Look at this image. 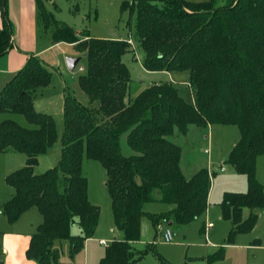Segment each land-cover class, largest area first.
Wrapping results in <instances>:
<instances>
[{"label":"trees","instance_id":"16d2710c","mask_svg":"<svg viewBox=\"0 0 264 264\" xmlns=\"http://www.w3.org/2000/svg\"><path fill=\"white\" fill-rule=\"evenodd\" d=\"M7 1L0 0V56L13 40ZM38 3L45 27L54 24L53 41L72 43L86 55L87 71L79 82L89 103L65 94L62 155L57 165L37 172L39 156L58 137L54 117L34 107L36 89L50 82L52 72L43 58L31 53L0 90V113H22L30 123L0 121V151L27 155L25 164L6 176L12 195L1 212L11 223L33 206L43 215L27 257L39 264H61L56 240H68L73 257L94 235L100 208L88 196L84 155L106 169L118 232L98 264H137L143 254L155 251L154 243L141 250L134 246L141 237L146 202L173 206L150 213L155 225L188 224L202 215L208 206L210 172L201 167L187 177L180 165L181 146L172 139L177 132L186 134L191 125L203 129L211 124L238 125L240 137L225 162L247 175L248 189L225 191L220 205L232 224L228 243L236 234L250 231L257 216L243 218L244 209L264 208V184L256 175L257 158L264 155V0H122L121 11L137 13L131 41L96 37L87 29L78 32L57 20L42 0ZM133 41L144 50L146 69L189 72L192 102L171 81L153 83L128 98L131 76L122 56ZM223 256L220 250L216 258Z\"/></svg>","mask_w":264,"mask_h":264},{"label":"rangeland","instance_id":"374dc122","mask_svg":"<svg viewBox=\"0 0 264 264\" xmlns=\"http://www.w3.org/2000/svg\"><path fill=\"white\" fill-rule=\"evenodd\" d=\"M18 1H14L16 8L7 1L8 16L18 13ZM37 5L39 18L38 35L18 34L16 17L12 21L13 34L16 44L23 54L42 52L45 64L52 72L50 82L36 89L34 94V107L37 111L50 113L57 125L58 137L50 149L39 156L36 169L43 172L49 167L57 165L62 155V134L64 131L63 108L65 94L71 93L83 104L89 103V96L79 82V76L87 71V57L78 53L74 46L66 41L53 43L52 33L54 24L46 28L40 13V3ZM42 0L47 10L54 14L57 20L63 21L74 28H82L90 31L91 35L104 38L122 37L132 38L135 31L137 13L121 11L122 0ZM204 1V0H192ZM41 2V0H40ZM131 40V39H130ZM133 40V39H132ZM134 42V41H133ZM81 56L74 70L67 67V56ZM144 50L141 45L134 42L133 47L122 56V60L128 66L131 81L129 84L128 98H135L142 90L153 83L173 82L180 95L187 101H193L192 90L189 86V72L187 70H173L172 73L164 71H152L144 67ZM0 67H8L1 63ZM83 69H80V67ZM10 76V74H8ZM9 80V79H8ZM7 80V81H8ZM0 73V90L6 83ZM5 118H13L23 125L30 126L22 113L4 111L0 113V121ZM240 137V129L235 124H211L207 128H199L191 125L186 134L176 133L173 141L181 146L183 151L182 169L189 175L195 165H201L209 158V172L211 175V190L209 195L210 205L208 210L188 224L170 226L176 232L172 241L163 239V228L168 222L154 224L150 213L166 211L169 203L148 202L144 206V215L141 218V237L134 242L137 250L145 249L150 244H155V251H149L137 261V264H264V208H245L243 218L255 213L257 220L250 231L236 234L232 243L227 242L232 224L223 217L220 202L225 191L244 192L248 189V180L245 173L236 171L233 166L225 162L228 153L234 143ZM124 152L128 153L129 147L123 145ZM208 150L210 154L208 155ZM27 155L22 151H0V195L8 191L6 176L12 170L23 166ZM260 158H264L262 155ZM191 160V163H189ZM261 160V159H260ZM226 167L225 171L220 168ZM260 176L264 174V164L259 162ZM83 174L88 179V196L92 203L100 208L99 222L94 233L96 243L102 247L105 254L106 244L115 237L114 216L111 197L109 195L106 179L107 173L103 164L93 158L84 155ZM258 177V176H257ZM212 221L210 227L208 222ZM207 229V231H206ZM79 230L74 224L73 233ZM100 238L107 240L101 244ZM55 246L61 248L60 261L63 264L69 262V241L56 240ZM65 250V251H64ZM220 250L223 257L216 258ZM103 254V255H104ZM102 255V256H103Z\"/></svg>","mask_w":264,"mask_h":264},{"label":"crops","instance_id":"0c3cea01","mask_svg":"<svg viewBox=\"0 0 264 264\" xmlns=\"http://www.w3.org/2000/svg\"><path fill=\"white\" fill-rule=\"evenodd\" d=\"M14 1L16 0H9L10 12L12 11L11 3L13 4V8H16ZM51 3L54 4V1L51 0ZM17 7L19 11L18 13L16 12L15 17L17 21L18 34L21 32L28 36L38 35L39 25H40L39 24L40 16H38L37 14L36 2L34 0H20L18 1ZM10 15H11L10 16L11 18L15 19L14 15L12 14ZM13 19L11 20L13 21ZM1 23H2V11L0 8V24ZM75 29L78 32H81L83 30L82 28H78V29L75 28ZM115 38H122V37H115ZM53 43L55 42L53 41ZM70 44L73 45L72 43ZM22 51L23 49L22 50L20 49L19 44H16L14 34H13L12 47H10V49L5 54L0 56V61H2L1 63H6L7 65L5 66H8V67H3V66L0 67L1 76L2 78L5 79L6 83L9 80H11L14 77V75L17 73V71L21 69L27 62L29 55L23 54ZM41 53L42 52H36L34 54H37L40 56ZM76 56H79V55L76 54ZM165 71L168 73L169 72L172 73L171 71L173 70L171 71L165 70ZM8 74H10V76ZM5 84H3V87ZM127 152H130V150H127ZM209 154H210V151L208 150V155ZM261 156L262 155H259L257 158L256 175L258 176L257 177L258 180L264 184V174L262 177L260 176V168H259L260 161L261 163L264 164V158H260ZM182 159H183V151H182L181 161H180L181 168H182ZM189 163H191V160H189ZM201 167H206L209 170V158H207L205 163L201 165H195L194 169L191 171V173H189V175H186L183 169L182 171L187 177H190ZM220 167L222 171L226 170V167L224 164H221ZM263 170L264 168L262 169V171ZM36 171H39V170L36 169ZM211 185H212V181H211ZM210 190H211V187H210ZM11 195H12V189L9 186H8V191L0 195V263L1 264H39L37 260L30 259L29 257H27L26 251L29 246L32 234L37 230L38 225L43 221V215L37 207L33 206L25 210L16 222L14 223L9 222L6 216L1 212V206L6 200H8L11 197ZM209 195H210V191H209ZM152 202H159V201H152ZM209 205H210V201H209V196H208V206H207L206 211L208 210ZM172 208L173 206L170 204L166 210H170ZM210 222L212 221H209L208 224ZM167 224L171 225L172 221H169ZM209 226L212 227L213 222H212V225H209ZM113 231L116 234L115 235L116 237L118 233L116 227L113 229ZM96 241L97 240L94 238V235H93L92 237L88 238L85 241L84 247L78 253H76L73 257L70 256V253H68L69 262L66 264H98L102 255L104 254V251L102 250V247L96 243ZM101 244L103 245V243ZM105 246H107V244ZM68 251H69V246H68ZM61 264L63 263L61 262Z\"/></svg>","mask_w":264,"mask_h":264},{"label":"built area","instance_id":"2783aa9c","mask_svg":"<svg viewBox=\"0 0 264 264\" xmlns=\"http://www.w3.org/2000/svg\"><path fill=\"white\" fill-rule=\"evenodd\" d=\"M80 69H83V67L81 66ZM209 225H212V222H210ZM162 235H163V239L165 241L169 242V241L174 240V238L176 236V232L174 231V229L170 225H166V227L163 228ZM100 242L103 243V244L107 243V241L105 239H101Z\"/></svg>","mask_w":264,"mask_h":264},{"label":"water","instance_id":"95a60500","mask_svg":"<svg viewBox=\"0 0 264 264\" xmlns=\"http://www.w3.org/2000/svg\"><path fill=\"white\" fill-rule=\"evenodd\" d=\"M80 59H81V56H67L65 58L67 67L70 70H74L77 64L79 63Z\"/></svg>","mask_w":264,"mask_h":264}]
</instances>
